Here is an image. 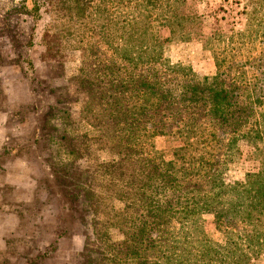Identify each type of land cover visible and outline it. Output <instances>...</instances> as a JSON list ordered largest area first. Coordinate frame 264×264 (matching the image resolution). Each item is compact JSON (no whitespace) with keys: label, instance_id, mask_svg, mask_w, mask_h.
<instances>
[{"label":"trees","instance_id":"16d2710c","mask_svg":"<svg viewBox=\"0 0 264 264\" xmlns=\"http://www.w3.org/2000/svg\"><path fill=\"white\" fill-rule=\"evenodd\" d=\"M68 1L84 21L100 11L101 42L118 39L99 67L68 79L78 116H61L66 153L86 162L84 210L99 251L84 264H253L264 252V0H244L243 31L217 25L208 46L216 70L201 79L150 45L162 30L166 43L188 39L175 11L186 0ZM33 4L21 7L59 10ZM109 6L115 14L104 19ZM159 135L178 142L169 160L155 148ZM239 140L258 168L227 181ZM202 213L223 242L206 237Z\"/></svg>","mask_w":264,"mask_h":264},{"label":"rangeland","instance_id":"374dc122","mask_svg":"<svg viewBox=\"0 0 264 264\" xmlns=\"http://www.w3.org/2000/svg\"><path fill=\"white\" fill-rule=\"evenodd\" d=\"M52 2L59 10L40 5L37 16H31L21 6L32 9L33 0H0V264H84L99 251L90 213L84 210L87 183L80 168L86 162L66 153L61 116L65 109L78 116L68 79L78 68L91 72L99 67L112 56L118 39L101 42L95 31L100 11L84 21L73 8L64 9L71 6L68 0ZM243 5L244 0L179 3L175 11L185 17L188 39L166 43L162 30V38L150 45H162L165 57L189 67L196 79L211 75L216 67L208 46L217 25L243 31ZM113 14L109 6L101 16ZM258 48L256 43L253 54ZM154 145L169 160L178 142L159 135ZM237 146L239 156L224 174L227 181L258 168L248 143L239 140ZM197 219L207 238L223 242L211 213ZM253 264H264V252Z\"/></svg>","mask_w":264,"mask_h":264}]
</instances>
